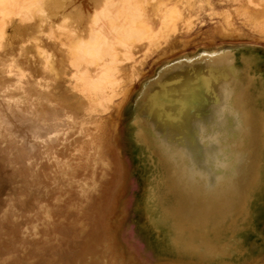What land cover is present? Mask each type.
<instances>
[{
	"label": "rangeland",
	"instance_id": "obj_1",
	"mask_svg": "<svg viewBox=\"0 0 264 264\" xmlns=\"http://www.w3.org/2000/svg\"><path fill=\"white\" fill-rule=\"evenodd\" d=\"M6 1L0 264H264V0Z\"/></svg>",
	"mask_w": 264,
	"mask_h": 264
},
{
	"label": "bare ground",
	"instance_id": "obj_2",
	"mask_svg": "<svg viewBox=\"0 0 264 264\" xmlns=\"http://www.w3.org/2000/svg\"><path fill=\"white\" fill-rule=\"evenodd\" d=\"M2 2H4V1H2ZM98 3H99V0H95V4L97 5ZM113 13L114 14H112V12H110V10L108 9V7L106 5L103 7V11L99 15H96L95 24L96 25L98 24V28L96 29V31H98V33H100V34L98 36L94 35L95 40L92 44L87 45L85 48L80 49V54L83 58H91V59H95L97 57L99 58L104 53L105 47L108 46L109 43H111V42L122 43V41L124 40L125 37L131 36V35H136V31L134 30L133 26L135 24V21H136L135 19L137 18V16H134L135 14L133 13V10L130 6L123 7L121 5L120 10L113 12ZM103 18L107 19V21H108V24H107V27H108L107 31L108 32H107V34L103 31V28L100 26L101 22H102L101 19H103ZM118 19H121L122 23L118 24L117 23ZM119 22H120V20H119ZM141 25H143V24H141ZM104 26H105V24H104ZM142 27H144V25ZM108 33L112 35V38H109ZM114 59H115V57H114ZM110 60H112V58ZM97 64L98 63H96L95 65H97ZM98 65H102V64L100 63ZM103 66H102V68H103ZM99 67H101V66H99ZM85 70H87V69H85ZM87 72H84L82 74L85 75L87 80L89 81V77L86 75V74H88ZM89 84H91V86L93 88H96V85H94L93 81L90 80ZM157 112L159 114L158 118L161 119V116L163 114V110H159ZM185 131H186L187 136L192 131L190 126L187 127V123H186V130ZM180 147H181L180 143L178 144V142H177V144H176V142H174V143L171 142L172 150H174V151L179 150Z\"/></svg>",
	"mask_w": 264,
	"mask_h": 264
},
{
	"label": "water",
	"instance_id": "obj_3",
	"mask_svg": "<svg viewBox=\"0 0 264 264\" xmlns=\"http://www.w3.org/2000/svg\"><path fill=\"white\" fill-rule=\"evenodd\" d=\"M186 66H192V65H186Z\"/></svg>",
	"mask_w": 264,
	"mask_h": 264
}]
</instances>
